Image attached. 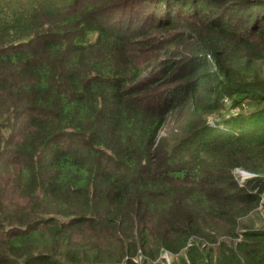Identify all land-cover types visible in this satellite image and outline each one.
Returning a JSON list of instances; mask_svg holds the SVG:
<instances>
[{"label": "trees", "instance_id": "obj_1", "mask_svg": "<svg viewBox=\"0 0 264 264\" xmlns=\"http://www.w3.org/2000/svg\"><path fill=\"white\" fill-rule=\"evenodd\" d=\"M256 211L264 0H0V264H264Z\"/></svg>", "mask_w": 264, "mask_h": 264}, {"label": "rangeland", "instance_id": "obj_2", "mask_svg": "<svg viewBox=\"0 0 264 264\" xmlns=\"http://www.w3.org/2000/svg\"><path fill=\"white\" fill-rule=\"evenodd\" d=\"M14 1V0H13ZM148 24L152 23V20H148L147 21ZM147 27V26H146ZM148 28V27H147ZM185 42H186V38H180L177 39L175 41H173L172 43L168 44L165 48H163L161 51H159L157 54H150L149 55V59L146 63H144V69L139 73L138 75V79H142L147 77L150 73H152V71H154L155 67L158 66L159 62L170 53V51H172L175 48H180L182 49L183 47H185ZM175 84H179V83H175ZM171 85H174V83H171L170 85H168V87H170ZM226 103L227 106L226 108H221L219 110H216L214 112L209 113L208 118H209V122L212 124H215L217 122V120L223 122L224 118H229L230 115L235 114L236 112H239V107H232L231 106V99L227 98L226 99ZM186 116V111L183 109H176L174 110L170 116H169V120H168V125H173L176 123V121H178L180 118H184ZM247 171L243 170V169H237L236 173L238 175H241V180H243V178L248 177L251 175V173H246ZM247 222L249 224H252L254 226H264V212L263 211H256L253 214H251L250 217L247 218ZM138 259L143 262L145 260L144 255H139ZM177 260V258L175 257V255H173L170 251L165 250L162 253V262L164 264H173V262ZM156 261H148L147 264H155ZM122 264V263H121Z\"/></svg>", "mask_w": 264, "mask_h": 264}, {"label": "built area", "instance_id": "obj_3", "mask_svg": "<svg viewBox=\"0 0 264 264\" xmlns=\"http://www.w3.org/2000/svg\"><path fill=\"white\" fill-rule=\"evenodd\" d=\"M246 173H248V172H246ZM252 175V174H251Z\"/></svg>", "mask_w": 264, "mask_h": 264}]
</instances>
